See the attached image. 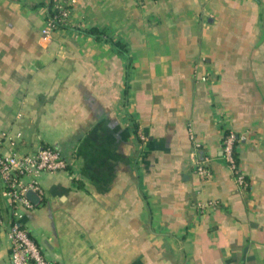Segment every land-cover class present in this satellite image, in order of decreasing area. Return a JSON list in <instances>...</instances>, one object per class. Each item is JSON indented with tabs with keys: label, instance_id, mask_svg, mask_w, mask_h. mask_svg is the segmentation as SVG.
Listing matches in <instances>:
<instances>
[{
	"label": "crops",
	"instance_id": "1",
	"mask_svg": "<svg viewBox=\"0 0 264 264\" xmlns=\"http://www.w3.org/2000/svg\"><path fill=\"white\" fill-rule=\"evenodd\" d=\"M68 7L47 37L55 0H0V136L71 159L29 196L23 220L45 256L264 264V0ZM231 132L245 185L224 152ZM3 188L0 175V264H12Z\"/></svg>",
	"mask_w": 264,
	"mask_h": 264
},
{
	"label": "built area",
	"instance_id": "2",
	"mask_svg": "<svg viewBox=\"0 0 264 264\" xmlns=\"http://www.w3.org/2000/svg\"><path fill=\"white\" fill-rule=\"evenodd\" d=\"M77 0H55L57 12L48 15L42 33L49 36L55 27L66 24L69 16L70 3ZM21 137V132L15 135L0 136V175L4 185L3 195L12 210V218L8 236L11 247L12 264H57L49 260L40 245L30 234L24 223V216L28 209L35 203L29 197L30 191L43 192L39 180L41 173L67 168L71 159L65 156L59 149L51 146H40L32 152H20L16 149V140ZM237 139L235 133H229L224 141V152L229 164L236 172V180L240 184H247L246 176L236 164L233 149ZM8 140L10 147H5ZM197 145H200L197 142ZM197 171L206 177L210 170L204 161L199 162ZM3 224V216L0 208V225Z\"/></svg>",
	"mask_w": 264,
	"mask_h": 264
},
{
	"label": "trees",
	"instance_id": "3",
	"mask_svg": "<svg viewBox=\"0 0 264 264\" xmlns=\"http://www.w3.org/2000/svg\"><path fill=\"white\" fill-rule=\"evenodd\" d=\"M87 31V33H100V32H103V30L102 31H100L98 28H96V27H92V28H89V29H87L86 30ZM100 35V37H101V34H99ZM110 39V38H109ZM113 42H114V44H116V46H118L120 49H123V44L120 42V41H115V40H112ZM238 140V137H237V139L235 140V142H234V149H233V154H234V158H235V162H236V164H238L239 163V160H238V157H237V150H236V141Z\"/></svg>",
	"mask_w": 264,
	"mask_h": 264
},
{
	"label": "water",
	"instance_id": "4",
	"mask_svg": "<svg viewBox=\"0 0 264 264\" xmlns=\"http://www.w3.org/2000/svg\"><path fill=\"white\" fill-rule=\"evenodd\" d=\"M31 192H33V191H30V192L28 193L29 196H31V194H32ZM33 193L35 194L36 192H33Z\"/></svg>",
	"mask_w": 264,
	"mask_h": 264
},
{
	"label": "rangeland",
	"instance_id": "5",
	"mask_svg": "<svg viewBox=\"0 0 264 264\" xmlns=\"http://www.w3.org/2000/svg\"><path fill=\"white\" fill-rule=\"evenodd\" d=\"M40 248L42 249V247L40 246ZM42 251H43V249H42Z\"/></svg>",
	"mask_w": 264,
	"mask_h": 264
}]
</instances>
